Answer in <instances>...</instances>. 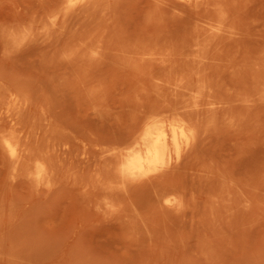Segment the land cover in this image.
Segmentation results:
<instances>
[{
    "label": "rangeland",
    "instance_id": "1",
    "mask_svg": "<svg viewBox=\"0 0 264 264\" xmlns=\"http://www.w3.org/2000/svg\"><path fill=\"white\" fill-rule=\"evenodd\" d=\"M90 3L92 0L83 11L80 0H0V247L5 252L0 250V264H264V0H100L94 6ZM208 39L215 40L211 48ZM140 40L145 41L144 50ZM136 42L140 44L137 48ZM181 42L185 51L190 45L194 50L191 46L190 54L186 51L184 55ZM128 51L135 52L134 56ZM175 53H183L182 57L189 54L191 60L177 58H181L182 64L192 63V67H181L176 56L168 58ZM149 56H156L151 64L160 72L150 69ZM162 56H167L169 62L174 59V67L177 64L190 70V77L184 70L183 74L179 72V67L177 72L173 71L176 77L170 73L175 78L163 71L164 75L162 69L167 61L163 62ZM207 56L209 60L212 56L215 65L211 60L207 62L213 67L206 61L204 65ZM157 57L161 67L155 65ZM135 60L141 64L149 62L146 69L152 73L144 71V63L143 71L140 63L139 67H131ZM195 65L204 77H196L199 73ZM204 68L208 74H214L213 82V74L206 77ZM159 73L166 80L170 78V83L163 85L170 92L163 89L161 83L165 80ZM216 73L222 87L215 80L219 77ZM178 80H184L179 89L174 83L179 84ZM202 80H210L209 87L215 83L214 92L212 88L207 91L212 97L199 92L201 87H206L204 91L208 87ZM171 87L182 93L177 94ZM181 87L188 92L183 93ZM177 95L182 98L180 101L185 100L179 104L189 111H185L187 114L195 113L191 116L200 126L193 121L192 126L198 127L199 137L194 140L197 152L192 143L179 168L182 174L176 175L178 169L174 176L170 175L174 182L189 178L184 190L187 189L188 196L194 195H185L186 199L183 196L184 208L175 214L158 207L153 199L152 185L149 187L150 181L145 179L154 176L155 170L139 176L141 181L121 182L118 172L113 173L119 168L115 156L112 160L116 169L110 155H105H114L120 149L125 153L144 118L151 112L159 113L156 110L162 105H169L165 106L168 112H161L168 117L166 123L177 109L183 114L181 104L178 108L172 106L176 103L172 97L177 99ZM194 97L202 100L198 102L202 105L194 104L199 112V106L204 107L206 102L202 113L207 112L210 103L216 107L226 101L228 105L209 108L210 113L208 110L207 115L199 116L191 103H196ZM205 97L214 102L208 104ZM188 105L195 109L188 110ZM171 106L174 112H170ZM224 111L232 114L226 116ZM3 136L12 137L24 150L22 165L6 155ZM118 152L115 155L121 154ZM37 160L50 171L45 168L44 180L35 178L31 171L40 163ZM109 167L114 170L110 172ZM110 174L114 177L110 178ZM144 180L148 186H136L137 181L143 184ZM191 184L193 188H189ZM196 187H200L198 191ZM223 194L228 197L223 198ZM187 199L190 210L185 208ZM155 206L157 211L162 209L159 214ZM211 223L215 226L209 227Z\"/></svg>",
    "mask_w": 264,
    "mask_h": 264
},
{
    "label": "bare ground",
    "instance_id": "2",
    "mask_svg": "<svg viewBox=\"0 0 264 264\" xmlns=\"http://www.w3.org/2000/svg\"><path fill=\"white\" fill-rule=\"evenodd\" d=\"M81 1V5L83 4V7H84V5L87 3V2H89L90 0H80ZM95 1V0H94ZM96 1H98V2H96ZM95 2H93V0H92V3H90V4H93V3H95V4H98L99 2H100V0H96ZM89 4V5H90ZM86 6H88V4H86ZM86 6L84 7V8H82V10L84 11V9L86 10ZM93 6H94V4H93ZM96 6V5H95ZM80 8V9H81ZM94 8V7H93ZM82 10H80V11H82ZM67 14V13H66ZM79 14V13H78ZM64 16H65V14H64ZM65 18H67V17H65ZM63 19V18H62ZM66 20V19H65ZM204 39V38H203ZM148 40V39H147ZM199 40V39H198ZM205 40H206V38H205ZM205 40H203V42L205 41ZM210 39H208V41H209ZM149 41V44H152L153 45V43H152V40H148ZM147 41V42H148ZM156 41V40H155ZM215 40L213 39V42H214ZM139 42V41H138ZM140 42H142V45L143 44H145V41H144V43H143V41L142 40H140ZM154 42V41H153ZM201 42H202V39H201ZM212 41H209V42H207V43H209L208 44V46L210 47L211 45V43L212 44H215V42L213 43ZM155 43V42H154ZM182 43H184V42H181V47H183V44ZM193 43V42H192ZM194 43H196V42H194ZM156 45H158L157 43H155ZM155 44H154V46H153V49H154V47H155ZM196 44H201V43H196ZM135 45H137V46H135ZM134 46L137 48L138 46H140V44L138 43L137 44V42H136V44H135ZM141 45V47H139V48H141L142 50H144L145 49V47H146V45H143L144 46V48H143V46ZM152 45H150V46H152ZM185 45V47L187 46L186 44H184ZM148 46V45H147ZM191 46L192 45H190L189 46V48H191ZM208 46H206V47H208ZM202 47H204V46H202ZM201 47V48H202ZM212 47V46H211ZM210 47V48H211ZM132 48V47H131ZM134 48V47H133ZM132 48V51L133 50H136V49H133ZM147 48H149V47H147ZM156 49H157V46L155 47ZM189 48H188V50H189ZM200 48V50H202ZM209 48V49H210ZM156 49H154L153 51L154 52H156L155 50ZM192 49H193V46H192ZM199 49V48H198ZM208 49V48H207ZM208 49V50H209ZM140 50V49H139ZM139 50H137V51H139ZM183 50L185 51V48L183 47ZM188 50H186V51H188ZM191 50V49H190ZM189 50V51H190ZM194 50V49H193ZM141 51V50H140ZM139 51V52H140ZM153 51H152V48H151V53H153ZM185 51V53H184V55H187L186 52ZM188 51V52H189ZM198 51V50H197ZM130 52V54L132 55L133 53H131V51H128V53ZM139 52H137V54H139ZM145 52H147L148 53V49H147V51L145 50ZM144 52V54L146 55V53ZM192 52V54L194 53V51H191ZM199 52V51H198ZM197 52V53H198ZM203 52V51H202ZM202 52H200L201 54H203ZM207 52V54L209 53L208 51H206ZM178 53H180V52H177V54ZM134 54H135V52H134ZM134 54L132 55V56H134ZM136 54V55H137ZM142 54V56H143V52L141 53ZM156 54V53H155ZM154 54V55H155ZM158 54H160V53H158ZM189 54H190V52H189ZM188 54V56L186 57V56H183V57H186V58H190V55ZM206 54V53H205ZM210 55H211V52L209 53ZM208 54V55H209ZM130 55V56H131ZM148 55H149V53H148ZM150 55H152V54H150ZM182 55H183V53H182ZM182 55H178V56H176V53H175V55H172V57H168V58H173L174 56H176L175 58L176 59H178V63H180V60L179 59H181V58H177V57H182ZM197 55H199V53L197 54ZM204 55V54H203ZM124 56H126V55H124ZM131 56V57H132ZM141 56V55H140ZM194 56V55H193ZM212 56H215V55H212ZM212 56H211V61H212ZM156 56H154V57H152V58H155ZM158 57H160V56H158ZM158 57H157V59H153L154 61H155V65L156 66H158L159 64H158V62H157V60H159L158 59ZM164 56H162L161 58H162V60H163V62H164V60L165 61H167V60H169V59H167L166 57L165 58H163ZM182 57V58H183ZM202 57V56H201ZM208 57L209 56H207V58H206V60H204L203 61V59L201 60V62L203 61V63H204V65H205V63L209 60L208 59ZM128 58V57H127ZM127 58H125V59H127ZM141 57H137V60L138 59H140ZM149 58H150V56L148 57V61H149ZM152 58H150V64L152 63L151 62V59ZM193 58V57H192ZM196 57H194V59H195ZM203 58H204V56H203ZM210 58V57H209ZM123 59V61H124V58H122ZM135 59H136V57H135ZM167 59V60H166ZM198 59H200L199 57H198ZM133 60H134V57H133ZM137 60H135L136 62H137ZM173 60L174 59H172L170 62H171V64H173L172 62H173ZM186 59L184 58V61H185ZM190 60H191V58H190ZM190 60H188V61H190ZM196 61H197V59H195ZM210 60L208 61V62H210ZM216 60H218V58L216 57ZM145 61H147V59L145 60ZM145 61H143L142 62V64L140 63V62H134V64H132L131 65V67H134L135 66V64L138 66H140V64H141V66L140 67H142L143 69H142V71L144 70V66H142L143 65V63L145 62ZM153 61V62H154ZM160 61V60H159ZM177 61V60H176ZM192 61H193V59H192ZM196 61H194V62H196ZM206 61V62H205ZM161 62V61H160ZM167 62H169V61H167ZM167 62H165L164 63V65H166V66H164L163 65V69H162V72L164 71L166 74L167 73H172L173 71L174 72H177L179 69V72H182L184 69H181V67H183V64H184V62H183V64L182 63H180V64H182V66L181 67H179V66H177V64L175 65V67H174V64L173 65H171L170 64V66H169V64H167ZM169 62V63H170ZM199 62V60L197 61V63ZM207 62V63H208ZM131 63V62H130ZM140 63V64H139ZM185 63H188L187 61H185ZM190 63H191V61H190ZM202 63V64H203ZM212 63H213V61H212ZM145 64V63H144ZM154 64V63H153ZM161 64H162V62H161ZM160 64V65H161ZM180 64H178V65H180ZM210 63H208V65H209ZM214 64V63H213ZM146 65H149V62L147 63L146 62V64H145V69H146V67H148V66H146ZM159 65V67H161ZM168 65V66H167ZM187 65V64H186ZM185 64H184V66H186ZM191 65H192V63H191ZM191 65H187V66H189L190 68L192 67ZM199 65V64H198ZM201 65V64H200ZM204 65H202V66H204ZM207 65V66H208ZM215 65V64H214ZM130 66V65H129ZM138 66V67H139ZM153 66V69L151 68ZM186 66V67H187ZM206 66V67H207ZM209 66H211V67H213L212 66V64H210ZM208 66V67H209ZM137 67V68H138ZM176 67H179V69L176 71ZM197 66L195 65V70H197L198 68H196ZM208 67H207V70H208ZM149 68V67H148ZM158 67H156V69H157ZM184 68V67H183ZM188 68V67H187ZM186 68V69H187ZM214 68H216V67H214ZM139 69V68H138ZM150 69L151 70H155V68H154V65H152L151 64V66H150ZM159 69V68H158ZM140 70H141V68H140ZM160 70H161V68H160ZM195 70H194V72H195ZM199 70V69H198ZM198 70H197V72H198ZM200 70H202V68L200 69ZM204 70V73H205V71H207V70H205V68L203 69ZM211 70V69H210ZM217 70H219V69H217ZM217 70H216V72H217ZM146 73L147 72H149L150 70L148 69V71H147V69L146 70H144ZM155 71H157V70H155ZM155 71H153V72H155ZM185 72H187V73H185V74H188L187 75V77L189 78L190 76L189 75H191V73L188 71V69L187 70H184ZM193 71V70H192ZM212 71V70H211ZM211 71H209L210 73H211ZM151 72V71H150ZM158 72H160L159 70L156 72V73H158ZM164 72H163V74H164ZM173 72V73H174ZM178 72V73H179ZM213 72H215V71H213ZM152 73V72H151ZM151 73H149V74H151ZM155 73V74H156ZM173 73H172V75H173ZM199 73V72H198ZM201 73V72H200ZM199 73V76H196L197 78H200V76H202V77H204L203 75H201ZM202 73H203V71H202ZM203 73V74H204ZM207 74H208V71L206 72ZM206 73H205V75H206ZM218 73H219V71H218ZM160 74V73H159ZM159 74H158V76H159ZM166 74H164V75H166ZM175 74V73H174ZM180 74V73H179ZM182 74H183V72H182ZM195 74V73H194ZM197 74V73H196ZM211 74H213V73H211ZM211 74H208V75H206V77L208 76V77H210V75ZM217 74V73H216ZM215 74V76L217 77V75H219V74H217L216 75ZM157 75V74H156ZM162 74H160V77H162V79H164L163 78V76H161ZM176 75H177V73L175 74V77H176ZM170 76H171V74H170ZM169 75H168V77H170ZM174 76V75H173ZM183 75H181L180 74V77H182ZM186 76V75H185ZM212 76H214V74L213 75H211V77ZM165 78H166V76H164ZM175 77H173V78H175ZM179 77V78H180ZM194 77H195V75H194ZM195 77V78H196ZM201 77V78H202ZM171 78H172V76H171ZM172 78V79H173ZM187 78V79H188ZM219 78H220V75H219V77H218V79L217 78H215V80L217 81V84L218 83H220V80H219ZM159 79H161V78H159ZM181 79V78H180ZM183 79H186L184 76H183ZM207 79V78H206ZM212 79H214L213 77L210 79L211 80V82H213V80ZM165 80V82L163 81L161 84H162V87H163V89L164 90H168V87H166L165 88V86H166V84H168V83H170L169 81H170V78H168L167 80L166 79H164ZM169 80V81H168ZM182 80V79H181ZM195 80H197V79H195ZM195 80H194V82L193 83H195L193 86L194 87H196V85H197V82H195ZM204 80V79H203ZM202 80V81H203ZM210 80H209V83H211L210 82ZM167 81H168V83H167ZM171 81H173V80H171ZM179 81V80H178ZM184 81V80H183ZM183 81H181L182 83H183ZM190 81V80H189ZM197 81H199V80H197ZM207 81V80H206ZM206 81H205V83H206ZM219 81V82H218ZM180 82V81H179ZM179 83L178 84V82H175L174 81V83H177L176 85H179V86H175V87H177L178 89H179V87H180V85H182V83ZM191 82V81H190ZM208 82V81H207ZM165 83V84H164ZM187 83H189L188 82V80H187ZM186 82H185V84L184 85H187L189 88H192V87H190V85L189 84H187ZM203 83H204V81H203ZM204 83V84H205ZM209 83H206V85L205 86H208L209 85ZM213 84H215V83H212V86H213ZM217 84L215 85V86H217ZM163 85H165V86H163ZM183 85V86H184ZM218 85H221V83L220 84H218ZM223 85V84H222ZM222 85L220 86V87H222ZM169 87L171 86V84H169L168 85ZM187 86H184V87H187ZM200 86V85H199ZM210 86H211V84H210ZM212 86L211 87H207V90H205L204 91V89H206V87L204 88L203 87V90H202V87H201V90L199 91L200 93H202L201 95L203 96H205V92H206V95H209V93H210V96H211V92L209 91V93H207V91H208V88H209V90H210V88H212ZM175 87H171L172 89L173 88H175ZM184 87H181V89L183 88V91H184ZM187 87V88H188ZM198 87V86H197ZM219 87V89H221ZM177 88H175V91H177ZM189 88H188V91H190L189 90ZM199 88V87H198ZM198 88L197 89H195V90H197L198 91ZM213 88H214V86H213ZM212 88V89H213ZM172 89H171V91H172ZM186 89V88H185ZM166 90V91H167ZM169 92H170V88H169V90H168ZM174 91V92H175ZM182 90H180V92H178L177 91V94H181L182 92H181ZM186 91V92H185ZM183 93H187L188 91H187V89L185 90ZM198 92V93H199ZM213 92H214V89H213ZM196 93V91L194 92V94ZM174 94V93H173ZM190 93H188V95H189ZM193 94V95H194ZM197 94V93H196ZM169 95H171V93L169 94ZM185 95V94H184ZM214 95V94H213ZM174 96V95H173ZM182 96V95H181ZM180 96V97H181ZM199 96V95H198ZM209 96V97H210ZM175 97V96H174ZM174 97H172V100H176V103L178 102V104H177V106H176V103H175V101L172 103V101H169L170 103H172V106H173V104H175V108L177 107H179L178 105H182V103L184 104V101L185 100H181L182 101V103H180L179 104V102H181L180 101V99H182V98H179V96L177 95L176 96V98L177 99H174ZM183 97V96H182ZM188 97V96H187ZM201 96H199V97H197V98H200ZM212 97V96H211ZM164 98H166V97H164ZM189 98V97H188ZM195 99H196V103H194V102H192V100H193V98L191 97V103L194 105V104H196L197 105V103L199 102V100L201 99H198V101H197V98L196 97H194ZM167 99V98H166ZM207 98L205 97V99L204 100H206ZM209 99V101H207V103L209 104L210 102H212V100L210 101V98H208ZM207 99V100H208ZM162 100H164V99H162ZM162 100H160V101H162ZM169 100V99H168ZM168 100L166 101V100H164V101H166V102H168ZM171 100V99H170ZM160 101L158 102L159 103V105H160ZM190 101V100H189ZM189 101H188V103H189ZM194 101V100H193ZM201 102H202V100H200ZM222 101V100H221ZM220 101V102H221ZM157 102V101H156ZM163 102V101H162ZM161 102V103H162ZM166 102L164 103V104H166ZM203 102H205V101H203ZM214 102V101H213ZM212 102V103H213ZM218 102V101H217ZM224 102V101H223ZM206 103V102H205ZM205 103H204V107L203 106H199V109H201V107H202V110L204 111V109H205ZM226 103V101L224 102V103H222L221 102V104H219V103H217V104H215V106L217 105V106H221L222 104V106H224V104ZM211 104V103H210ZM209 104V106H211V107H209V108H216V107H213L214 106V104H211L210 105ZM227 104V103H226ZM225 104V105H226ZM154 106H155V104H153ZM152 105V106H153ZM158 105V106H159ZM168 105V104H167ZM167 105H162V106H164V107H162L161 105H160V107L159 108H161V109H158V106H157V109L158 110H156V111H158L159 113H157L156 112V114L154 113V114H152V112H151V114H150V116H148L147 118H144L145 120H144V122H143V125L138 129V131L136 132V133H134L136 136L135 137H133V138H131V139H133L131 142H130V144H128L129 146H127L126 145V148H127V150H126V152L125 153H122L120 150H116L118 153H121L119 156H118V154L117 155H115L117 152L116 151H114V149H113V151H114V155H113V153H109L108 152V154H106L105 156H108L109 157V155H110V158H111V160H112V156H115V157H113V159L115 160H112V161H110L111 162V164H113L114 162L119 166V168L115 171L114 169V172L113 173H115L116 175H117V172H118V177H120V179H121V182H127V181H129V180H131V182L133 181V180H139V181H141V179H139V176L141 177V175H144L145 173H147V172H149V171H151V170H155L157 173L155 174L154 172V176H152V177H149V178H144L147 182H149L150 181V184L148 183V185H149V187H150V185H152V187L151 188H153V199H154V201L156 202V204H157V206L158 207H161L162 209H164V210H166V211H169V212H175V214H176V212H179L180 210H181V212H182V210L183 209H181V208H184V207H182L183 206V202L185 201L184 200V198L186 199V197H185V195H187V193H186V190L187 189H185L184 190V187H185V185H188L187 184V182H185L186 181V179H189V178H183V176L182 175H179V176H181L183 179L182 180H185L184 182L186 183V184H184V182H179V181H177V182H174L173 180V182L171 181V178H170V175L171 174H173L174 172H176V170H178L180 167H181V165H182V162H183V160L185 161V158H186V156H187V154L189 155V151H190V148H192V143L194 144V140H195V137H197V139H198V127L196 126V125H198V120L195 118V117H192L191 115L193 114H195V113H193L192 112V114L190 115V114H187V113H189V111H187L186 109L184 110L182 107H183V105L181 106V108L182 109H180L181 111H183L182 113L183 114H181V112H177L178 111V109H177V111H175V113L173 114V116L174 117H172V119H171V114H170V119L172 120H170L169 119V121H168V123H166V121L165 120H168V117H166L164 114H162L161 112L163 111V112H168L167 110V108L168 107H165V106H167ZM171 105V104H170ZM193 105H188L190 108L188 109V110H190V109H195V107L194 108H191V106H193ZM198 105H202V103L200 104V103H198ZM207 105V104H206ZM228 105V104H227ZM169 106V105H168ZM171 106V109H170V112H171V110H172V112H174V110H175V108L174 107H172ZM207 107H208V105H207ZM224 107H226V106H224ZM228 107V106H227ZM231 107V106H230ZM152 108V107H151ZM156 108V107H155ZM209 108H207L208 110H209ZM145 109V108H144ZM196 109H197V111H198V115L200 116V114H201V116H203V113H202V110H201V112H199V110H198V106L196 107ZM217 109H219V108H217ZM224 110H227V109H229V108H223ZM165 110V111H164ZM208 110H206L207 112H208ZM212 110V109H211ZM214 110H216V109H214ZM213 110V111H214ZM222 110V109H221ZM185 111H187V113L185 112ZM193 111V110H192ZM231 111H232V109H231ZM231 111H230V113H231ZM184 112L186 113V114H184ZM195 112H196V110H195ZM207 112H205L206 113V115H207ZM222 112V111H221ZM229 112V111H228ZM228 112H227V114H228ZM149 113V112H148ZM147 113V114H148ZM204 113V114H205ZM209 113H210V110H209ZM224 113L226 114V111H224ZM230 113L228 114V115H230ZM145 114V113H144ZM166 114V113H165ZM197 114H196V117L198 118L199 116H197ZM227 114H226V116H227ZM232 114V113H231ZM212 115H213V113H212ZM216 115V114H215ZM221 115H223V114H221ZM205 116V115H204ZM210 116V115H209ZM209 116L207 117V119L209 118ZM220 116V115H219ZM221 117V116H220ZM195 118V119H194ZM205 118V117H204ZM225 118V117H224ZM176 119V120H175ZM192 119V120H191ZM199 119V118H198ZM200 119H203V118H201L200 117ZM210 119H212V117L210 118ZM217 119V118H216ZM220 119H222V118H220ZM194 120H196L195 122L197 123L196 125H194V126H192V123H193V121ZM194 122V123H195ZM213 122V121H212ZM216 122H217V120H216ZM200 123V122H199ZM198 126H200V124L198 125ZM197 129V130H196ZM196 130V131H195ZM195 134H197L196 136H195ZM6 136V135H5ZM5 136H3L4 137V140L2 141L3 142V144H2V147H3V149L5 150V153H6V155L7 156H9L8 158L9 159H12L14 162H16L15 164H17V162H18V164H20L21 162V160L23 159L22 158V154H21V151H22V153L24 154V150L23 149H20L19 147V143H17L15 140H13V138L12 137H5ZM17 139V138H16ZM197 139H196V141H197ZM1 142V143H2ZM196 143V142H195ZM197 143H198V141H197ZM123 144V143H122ZM125 144V143H124ZM195 145L196 144H194V146H193V149H194V152L196 151V147H195ZM117 146V145H116ZM115 146V147H116ZM121 146V145H120ZM197 146H198V144H197ZM118 148H121V147H118ZM123 148H124V146H123ZM125 148V149H126ZM109 150H111V149H106V150H104V151H109ZM112 151V150H111ZM112 151V152H113ZM124 152V151H123ZM194 152H193V154L191 153V155H192V158H193V155H194ZM197 152V151H196ZM196 156V155H195ZM37 157H40V156H37ZM36 157V158H37ZM108 157H106V159L108 160ZM33 158H35V157H33ZM188 158V157H187ZM197 158V157H196ZM40 159H43V157H41ZM39 159V160H40ZM105 159V158H104ZM103 159V160H104ZM37 160L38 162H40V161H42V160ZM106 160V161H107ZM35 161H36V159H35ZM105 161V160H104ZM114 161V162H113ZM20 162V163H19ZM43 162V161H42ZM189 162L191 163V161L189 160ZM115 163L113 164L114 166V168H115ZM195 162H193V164H194ZM199 163V162H198ZM23 164V162L21 163V165ZM106 164H108V163H106ZM110 164V165H111ZM206 164V163H205ZM208 164V163H207ZM109 166V165H108ZM183 166V165H182ZM107 167V166H106ZM110 167H112V165L110 166ZM110 167L108 168L109 169V171H110ZM184 167H186V166H184ZM211 167H213V166H211ZM211 167H210V170H211ZM46 167L44 166V164L43 163H39V164H37V166H36V168H35V170H34V168H32L31 169V171H34V175H35V178H37L38 180H44L45 178H46V176H45V170L47 169H45ZM116 168H117V166H116ZM115 168V169H116ZM205 168V167H204ZM203 169V168H202ZM112 170V169H111ZM112 170V171H113ZM182 170V169H181ZM180 169H179V171H181ZM183 170H185V169H183ZM217 170V169H216ZM31 171L29 172V171H27L26 173H31ZM47 171H49L48 169H47ZM47 171H46V173H47ZM112 171H110V172H112ZM178 171V173H176V175L177 174H182V171L181 172H179ZM212 171V170H211ZM50 172V171H49ZM49 172H48V174H49ZM183 172H185V171H183ZM216 172H218V171H216ZM221 172V171H220ZM223 172V171H222ZM31 174H33V173H31ZM31 174L29 175L30 177H31ZM222 174V173H221ZM112 174H110L109 176H111ZM151 175V174H150ZM153 175V174H152ZM117 176H115V177H117ZM146 176H148V175H145V177ZM173 176H174V174H173ZM172 176V177H173ZM178 176V175H177ZM113 177H114V174H113ZM112 176L110 177V178H113ZM117 177V178H118ZM206 177V176H205ZM208 177V176H207ZM211 177H213V174H212V176ZM44 178V179H43ZM48 178V177H47ZM142 178V179H143ZM180 178V177H179ZM215 178V177H214ZM34 179V178H33ZM177 179V178H176ZM191 179V178H190ZM206 179V178H205ZM219 179H220V177H219ZM218 179V181H220ZM225 179H227V178H225ZM228 179H231V178H228ZM113 180V179H112ZM114 180H115V178H114ZM113 180V181H114ZM118 180H119V178H118ZM145 180L142 182L143 184H139L138 183V181H137V184L138 185H136V183H134V187H135V185L136 186H140V185H142V187L144 186V187H146V186H148L147 184H146V186L144 185V183H146L145 182ZM191 180H193V179H191ZM191 180H189L190 182H189V184L190 183H192V181ZM207 180V179H206ZM222 181H223V178L221 179ZM234 182H236L234 179H232ZM111 181V180H110ZM188 181V180H187ZM195 181V180H194ZM198 181V183H199V180H197ZM197 181H196V185L195 186H198V183H197ZM202 181H204V180H202ZM201 181V182H202ZM226 181V180H225ZM230 181V180H229ZM115 182V181H114ZM113 182V183H114ZM118 181H116V183H117ZM136 182V181H135ZM205 182V181H204ZM203 182V183H204ZM207 182V181H206ZM215 182V181H214ZM227 182V181H226ZM113 183H111V185L113 184ZM217 184H216V186L218 185V182H216ZM225 183V182H224ZM233 184L232 182H229V184ZM246 183V182H245ZM121 184V183H120ZM130 184V183H129ZM229 184H228V188L230 187L229 186ZM236 184V183H235ZM115 185V183L113 184V186ZM131 185V184H130ZM201 185V184H200ZM199 185V186H200ZM202 185H204V184H202ZM209 185V184H208ZM222 185V184H221ZM224 185V184H223ZM246 185H247V183H246ZM116 186V185H115ZM127 186H128V184H127ZM126 186V187H127ZM132 186V187H133ZM215 185H213V187H214ZM219 186V185H218ZM218 186H217V188H218ZM227 186V185H226ZM225 186V187H226ZM110 187V186H109ZM122 186H120V188H121ZM134 187H133V189H134ZM141 187V186H140ZM140 187H139V189H138V187L136 188L135 187V189H137V191H141L140 190ZM192 187V184H191V186H189V188H191ZM209 186H207L206 188H208ZM114 188V187H113ZM186 188H188V186H186ZM193 188V187H192ZM195 188V187H194ZM200 188V187H199ZM198 187H196V191H198L197 189H199ZM202 188V187H201ZM216 188V187H215ZM217 188L215 189V191L217 190ZM224 188V187H223ZM227 188V189H228ZM116 189V188H115ZM126 189V188H125ZM132 189V188H131ZM142 189V188H141ZM145 189V188H144ZM143 189V190H144ZM147 189V188H146ZM221 189V188H220ZM112 190H114V189H112ZM123 190V189H122ZM121 190V191H122ZM127 190H129V189H127ZM142 190V191H143ZM151 190V189H150ZM191 190V189H190ZM189 190V191H190ZM193 190V189H192ZM211 190V189H210ZM225 190V189H224ZM110 191V190H109ZM117 191V190H116ZM116 191H113V193L114 192H116ZM132 192H133V190H131ZM130 190H129V192H131ZM135 191L136 190H134V193H135ZM194 191H195V189H194ZM202 191V190H201ZM200 190H199V194H200V192H201ZM209 191V190H208ZM213 191V190H212ZM218 191V190H217ZM217 191H216V193L215 194H217ZM222 191V190H221ZM228 191V190H227ZM226 191V192H227ZM127 192V191H126ZM145 192V191H144ZM144 192H141V193H144ZM148 191H146V193H147ZM192 192V191H191ZM205 192V191H204ZM211 192V191H210ZM223 192V191H222ZM221 192V193H222ZM110 193V192H109ZM112 193V192H111ZM117 193V192H116ZM137 193V192H136ZM151 193H152V190H151ZM197 193V194H198ZM202 193V192H201ZM207 193V192H206ZM209 193V192H208ZM119 194V193H118ZM149 194V193H148ZM194 194H195V192H194ZM198 194V195H199ZM219 194V193H218ZM116 195V194H115ZM191 195V194H190ZM189 195V196H190ZM197 195V196H198ZM201 195V194H200ZM210 195H211V193H210ZM220 195V194H219ZM229 195H230V193H229ZM173 196V197H172ZM183 196H184V198H183ZM188 195H187V198L189 197ZM191 196H194V195H191ZM207 196V195H206ZM212 196V195H211ZM224 196H226V194L224 195L223 194V198H225ZM109 197V195L107 196V198ZM152 197V196H151ZM205 197V196H204ZM226 197H228V196H226ZM230 197V199H231V196H229ZM150 198V197H149ZM206 198H208V197H206ZM212 198V197H211ZM214 198H215V196H214ZM219 198H222V197H219ZM246 198V197H245ZM244 198V199H245ZM228 199V198H227ZM190 200V199H189ZM194 200V198L192 197V201ZM216 200H217V197H216ZM147 201L149 202L150 200H148L147 199ZM146 201V202H147ZM191 201V200H190ZM195 201H199V200H196L195 199ZM204 201V200H203ZM209 201V200H208ZM208 201L206 202V203H208ZM211 201H212V199H211ZM218 201H219V199L217 200V205L216 206H219L218 204H220V203H218ZM225 201V200H224ZM230 201V200H229ZM229 201H227V202H229ZM245 201H247V200H245ZM245 201H244V203H245ZM151 202H152V199H151ZM187 202V203H186ZM185 203H186V209L187 208H189V210H190V206L189 207H187L188 205L187 204H189V202H188V199H187V201H186ZM220 202H222V201H220ZM226 202V203H227ZM196 203V202H195ZM198 203V202H197ZM197 203L195 204V205H197ZM204 203V202H203ZM212 203V202H211ZM214 203V202H213ZM146 204H149V203H146ZM152 204H154V203H152ZM156 204H154V205H156ZM232 204V203H231ZM151 205V204H150ZM190 205V204H189ZM233 205V204H232ZM148 206V205H147ZM151 206H153V205H151ZM184 206H185V204H184ZM203 206H204V204H203ZM221 207H222V205H220ZM150 207V206H149ZM154 207V206H153ZM192 207V206H191ZM205 207V206H204ZM209 207H212V205L211 206H209ZM208 207V208H209ZM220 207V208H221ZM225 207V206H224ZM227 207V206H226ZM246 207H247V204H246ZM152 208V207H151ZM161 208H159V211H157L156 210V206H155V209L154 210H156L155 212H157L158 214L160 213V209ZM195 208V207H194ZM196 208H198L197 206H196ZM196 208L195 209H193V208H191V209H193L194 210V213H196ZM207 208V209H208ZM220 208H218L217 207V209H218V212L220 211V212H222L221 210H220ZM232 208V207H231ZM153 209V208H152ZM158 209V208H157ZM161 209V210H162ZM212 209V211H213V208H211ZM233 209V208H232ZM232 209L230 210V212H232ZM134 210H136V209H134ZM151 210V209H150ZM150 210H149V212H150ZM185 210V209H184ZM223 210H225L224 208H223ZM166 211H164V212H166ZM187 210H185V212H186ZM216 211V210H215ZM228 211V209L226 210V212ZM154 212V211H153ZM152 212V213H153ZM190 212V211H189ZM217 212V211H216ZM218 212H217V214H218ZM225 211H224V213H226ZM180 213V212H179ZM157 214V216H159ZM166 214V213H165ZM164 214V215H165ZM183 214H185V217L186 216H188V214H187V212L186 213H184L183 212ZM183 214L181 213L180 215H181V217L183 216ZM190 214V213H189ZM191 214H192V212H191ZM190 214V215H191ZM214 214H215V212H214ZM154 215H155V213H154ZM171 215V217H173V215H172V213L170 214ZM226 215H227V213H226ZM232 215V214H231ZM167 216H169V214L167 215ZM194 215L192 214V217H193ZM159 217H161V216H159ZM165 217V216H164ZM163 217V218H164ZM176 217H179V216H176ZM175 217V218H176ZM184 217V218H185ZM212 217V216H211ZM162 218V219H163ZM166 219H167V217H165ZM169 218V217H168ZM209 218H210V216H209ZM230 218V217H229ZM232 218V217H231ZM161 219V220H162ZM172 220H173V218H172ZM213 220V219H212ZM215 220V219H214ZM213 220V221H214ZM167 221V220H166ZM168 221H169V219H168ZM210 221H211V219H210ZM170 222V221H169ZM181 223V222H180ZM184 223V222H183ZM213 223V222H212ZM212 223L211 224H209V227H210V225H212ZM201 225H203V224H201ZM203 226H205V224L203 225ZM213 226H215V225H212V227ZM194 228V227H193ZM192 228V229H193ZM7 250H8V248H6ZM0 250H2V248L0 247ZM3 250H4V247H3ZM3 250H2V254H4L5 252H3ZM7 252H9V250L7 251ZM3 256V255H2ZM7 258H9V256L7 257ZM2 259V258H1ZM8 260V259H7ZM7 260H5V261H3V262H6ZM4 264V263H3ZM6 264H9V261L6 263Z\"/></svg>",
    "mask_w": 264,
    "mask_h": 264
}]
</instances>
